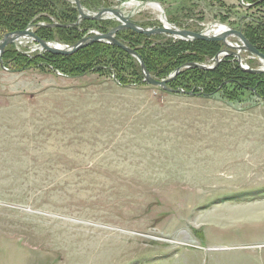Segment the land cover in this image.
I'll use <instances>...</instances> for the list:
<instances>
[{"label":"rangeland","instance_id":"374dc122","mask_svg":"<svg viewBox=\"0 0 264 264\" xmlns=\"http://www.w3.org/2000/svg\"><path fill=\"white\" fill-rule=\"evenodd\" d=\"M157 2L133 19L244 34L264 18L245 0ZM13 45L24 57L0 62V264H264V98L168 92L124 49L118 69L72 74L33 39Z\"/></svg>","mask_w":264,"mask_h":264},{"label":"trees","instance_id":"16d2710c","mask_svg":"<svg viewBox=\"0 0 264 264\" xmlns=\"http://www.w3.org/2000/svg\"><path fill=\"white\" fill-rule=\"evenodd\" d=\"M212 1L221 2V0ZM55 2L58 4H55ZM81 2L88 10H98L103 6H112V3L108 0H81ZM245 2L254 3L255 7L264 6V0H245ZM227 13L233 15L229 10ZM52 17L56 19L59 25H52L55 23L51 19ZM78 17L79 12L76 5L69 0H0V40L6 33L23 30L31 23H34V31L42 39L49 41L53 38V34L57 32L61 38L71 43H74L77 39L79 40L90 29H98L106 33L118 25L115 20L96 21L84 19L79 26H75L73 23L78 20ZM40 22H44L46 25L37 26L36 24ZM141 25L151 26L147 23ZM242 28L253 45L264 53V18H252L251 23L242 25ZM117 37L130 47L135 48L142 55L149 71H157L158 74L156 75L158 77L167 75L168 72L175 71L184 64L202 63L208 57L212 59L223 48L221 41L211 40L185 41L171 38L166 39L164 43L163 40L160 41L163 38L162 35L147 36L131 29L118 32ZM9 55L18 58L24 57L13 44L7 46L4 51L3 60L5 64ZM120 56L132 59L118 46L96 42L81 48L72 55L64 56L47 53V56L44 55L38 58L45 57L50 62L55 61L57 62L55 67L66 72L82 74L95 66L99 67L97 70L103 71L106 69L105 65L110 63L118 69L122 66ZM232 58V56H226L212 70L197 67L184 68L175 79L168 83V87L184 89L186 94L192 91L194 95L202 93L211 96L215 93H223L229 100L241 98L245 91L264 98V73L256 74L244 71L238 65V62L233 61ZM226 81L228 82L225 83Z\"/></svg>","mask_w":264,"mask_h":264},{"label":"water","instance_id":"95a60500","mask_svg":"<svg viewBox=\"0 0 264 264\" xmlns=\"http://www.w3.org/2000/svg\"><path fill=\"white\" fill-rule=\"evenodd\" d=\"M72 3H74L79 11V17L78 21L74 23L73 25L79 26L81 21L84 19H90V20H115L118 22V25L111 28L108 32H97L93 33L88 36H84L82 39H80L76 44L71 46H64L59 47L58 45H54L53 42L46 41L39 37L33 28L35 27L34 24H29L25 29L23 30H17L13 32L6 33L3 38L0 40V62L3 64V54L6 49V47L10 44H17L21 39L23 38H29L37 41L42 48L54 53V54H61V55H71L77 52L79 49L84 48L85 46H88L92 43L96 42H105L108 44H112L118 47H121L129 54L135 56L141 63V67L143 70L144 80L146 83L151 84L153 86L160 87L168 92L173 93H185L184 90L179 89H173L168 87V83L175 79L176 76L187 67H197L201 69H213L215 68L222 60L223 56L231 55L236 59L241 68L244 71L250 72V73H264V53H262L257 47H255L252 42L242 33L240 30H235L232 28H228L225 30H222L220 33L210 34L207 30H203L201 32H190L187 30H182L177 27H172L171 24L167 21L166 17L163 15V25L159 27H145L136 22L133 19V16L137 14L141 8L145 7L147 3L149 2H156L152 0H146L141 1L137 4L135 8L127 12L125 10L126 6H128V3H131V1H123L120 2L115 7H101L99 10H88L85 8L81 2V0H70ZM160 4V3H159ZM161 5V4H160ZM168 23H165V22ZM38 25V24H36ZM53 26H57L59 24H52ZM131 29L138 33L145 34L147 36L152 35H168L170 37L174 38H180L184 40H215V41H222L225 44V48L220 50L215 56H214V63L212 66H208L205 63H189L184 64L180 67H178L175 72L169 76L166 79H158L151 75L150 71L148 70L142 56L139 54V52L131 48L127 43L122 41L117 37V33L126 30ZM231 36H238L242 44L235 45L231 43L229 40V37ZM243 52H250L255 57H258L261 60L262 65L258 68H251L249 65L243 64ZM187 94L191 95L193 94L191 91Z\"/></svg>","mask_w":264,"mask_h":264},{"label":"bare ground","instance_id":"6f19581e","mask_svg":"<svg viewBox=\"0 0 264 264\" xmlns=\"http://www.w3.org/2000/svg\"><path fill=\"white\" fill-rule=\"evenodd\" d=\"M134 2L133 3H131V4H129L128 6H134ZM151 7H153V8H155V9H159L160 8V6L158 5V4H151ZM216 27V28H215ZM211 29L210 30H208V32L210 33V34H212L211 32L213 31V32H215V33H220L222 30H225V29H227L224 25H217V24H212V26L210 27ZM214 33V34H215Z\"/></svg>","mask_w":264,"mask_h":264}]
</instances>
